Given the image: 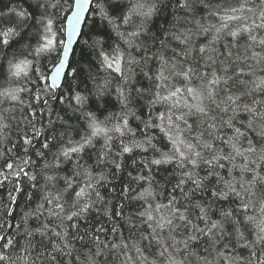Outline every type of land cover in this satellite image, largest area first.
Wrapping results in <instances>:
<instances>
[{
  "label": "snow or ice",
  "instance_id": "6c2138e0",
  "mask_svg": "<svg viewBox=\"0 0 264 264\" xmlns=\"http://www.w3.org/2000/svg\"><path fill=\"white\" fill-rule=\"evenodd\" d=\"M0 264H264V0H0Z\"/></svg>",
  "mask_w": 264,
  "mask_h": 264
},
{
  "label": "trees",
  "instance_id": "16d2710c",
  "mask_svg": "<svg viewBox=\"0 0 264 264\" xmlns=\"http://www.w3.org/2000/svg\"><path fill=\"white\" fill-rule=\"evenodd\" d=\"M69 2H71V0H69ZM159 23L163 24L162 21H160ZM70 59H71V56H70ZM12 139H13L14 143H19V141L17 140V134L15 132L12 133ZM17 151H20V150L18 149ZM33 159L35 160L37 158L35 156H33ZM31 206L34 207V204H32ZM27 207H28V202L24 201V200H21V202H20V204L18 206H13L14 212L16 213V218L13 220V223H18L19 222V218L23 216L25 211H27ZM104 219H106V218H104Z\"/></svg>",
  "mask_w": 264,
  "mask_h": 264
},
{
  "label": "water",
  "instance_id": "95a60500",
  "mask_svg": "<svg viewBox=\"0 0 264 264\" xmlns=\"http://www.w3.org/2000/svg\"><path fill=\"white\" fill-rule=\"evenodd\" d=\"M69 59H70V57H69Z\"/></svg>",
  "mask_w": 264,
  "mask_h": 264
}]
</instances>
